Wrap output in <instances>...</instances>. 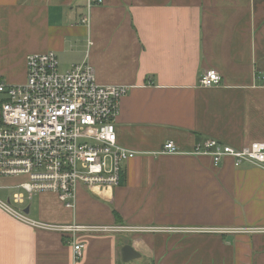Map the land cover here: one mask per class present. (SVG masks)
Masks as SVG:
<instances>
[{
	"label": "crops",
	"instance_id": "obj_1",
	"mask_svg": "<svg viewBox=\"0 0 264 264\" xmlns=\"http://www.w3.org/2000/svg\"><path fill=\"white\" fill-rule=\"evenodd\" d=\"M86 7L0 0V76L24 82L31 53L54 51L60 71L87 60L98 84L128 87L115 132L136 154L111 189L39 192L21 209L52 226L139 230L77 231L75 260L70 231L0 207V264H264V171L192 154L208 138L264 142V0H102L88 25ZM209 69L221 83L203 87ZM166 141L178 152L162 153ZM124 244L139 256L124 262Z\"/></svg>",
	"mask_w": 264,
	"mask_h": 264
},
{
	"label": "built area",
	"instance_id": "obj_2",
	"mask_svg": "<svg viewBox=\"0 0 264 264\" xmlns=\"http://www.w3.org/2000/svg\"><path fill=\"white\" fill-rule=\"evenodd\" d=\"M102 0H87L81 23L88 25L89 9ZM203 87L221 83L220 74L209 69L199 80ZM125 85H100L93 67L84 60L65 71L58 69L54 51L26 56L25 80L11 84L0 76V188L3 176H26L14 186L0 207L33 226L70 231L73 257L78 260L83 244L77 231L139 228L87 227L76 224L47 225L27 217L20 205L39 192H53L65 202L73 199L76 187L111 189L120 183L123 165L136 154L117 143L115 118ZM162 153H177L166 141ZM194 155H207L217 165L231 158L233 165L249 164L264 171V142L241 148L208 138L196 145ZM153 231V228H146Z\"/></svg>",
	"mask_w": 264,
	"mask_h": 264
},
{
	"label": "rangeland",
	"instance_id": "obj_3",
	"mask_svg": "<svg viewBox=\"0 0 264 264\" xmlns=\"http://www.w3.org/2000/svg\"><path fill=\"white\" fill-rule=\"evenodd\" d=\"M59 70H62V69L60 68ZM25 179H26V176H17V177L16 176H9V177L3 176L1 178V185L4 187L0 188V189H2L3 191H6L8 193H11L13 191H16V188H14V186L17 185L19 182L24 181ZM34 207H35V205L32 206V208H34ZM19 208H22V205H20Z\"/></svg>",
	"mask_w": 264,
	"mask_h": 264
},
{
	"label": "water",
	"instance_id": "obj_4",
	"mask_svg": "<svg viewBox=\"0 0 264 264\" xmlns=\"http://www.w3.org/2000/svg\"><path fill=\"white\" fill-rule=\"evenodd\" d=\"M24 212L28 213V206L24 209ZM120 252H121L122 260L124 262H128L139 256V254L129 244H124L121 247Z\"/></svg>",
	"mask_w": 264,
	"mask_h": 264
}]
</instances>
